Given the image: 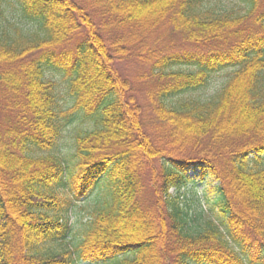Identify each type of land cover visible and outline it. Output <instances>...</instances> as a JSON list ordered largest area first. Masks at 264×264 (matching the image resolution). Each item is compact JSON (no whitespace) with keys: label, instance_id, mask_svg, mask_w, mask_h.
I'll use <instances>...</instances> for the list:
<instances>
[{"label":"trees","instance_id":"obj_1","mask_svg":"<svg viewBox=\"0 0 264 264\" xmlns=\"http://www.w3.org/2000/svg\"><path fill=\"white\" fill-rule=\"evenodd\" d=\"M261 7L0 0V264H264ZM127 59L151 64L150 115Z\"/></svg>","mask_w":264,"mask_h":264},{"label":"rangeland","instance_id":"obj_2","mask_svg":"<svg viewBox=\"0 0 264 264\" xmlns=\"http://www.w3.org/2000/svg\"><path fill=\"white\" fill-rule=\"evenodd\" d=\"M260 2L262 6L261 8H264V0H260ZM166 29H167L166 26L161 25V27L159 28V31L163 33ZM162 37L164 38L161 40V43H162L161 47L167 45L166 47L176 48L177 45L174 46L173 43H178V42L180 43V40H181V36L178 33H172V32L170 33L169 36L164 35ZM183 46H180L178 50L182 49ZM185 46L188 47L189 45H185ZM157 47H160V46H157ZM150 66L151 64H148L147 62L139 63L135 59L120 60L116 62L115 64V67H117L118 71L124 76V78H128L130 80V86L132 90L130 94L131 95L134 94L136 96L138 102H140V104L143 106V109L144 111H146L147 115L151 114V106L146 96L148 85L150 81H153V78L150 77ZM227 72H228L227 70H224L220 72L218 75H215V77L213 78V81L211 82V86L209 87V89H207L204 92V96L211 94L214 91V89H217L224 82L223 80L225 79ZM50 77H52L53 79L61 83L62 87H65L64 85H67V81L64 80V77L62 78L59 75H54V76L50 75ZM89 124L90 122L79 120L78 122H75L74 124L69 125V127L66 129L60 141L62 148H64L63 146L67 147L66 144L73 141V136L75 133H77L82 128L90 127ZM171 192L175 193V190L171 189ZM89 203L81 202L78 208L76 209V211L73 212L71 220H73L75 225L79 223V222H76L78 219L86 218L92 206V203L90 204ZM70 244L71 243H69V245ZM82 264H89V263L83 262Z\"/></svg>","mask_w":264,"mask_h":264}]
</instances>
